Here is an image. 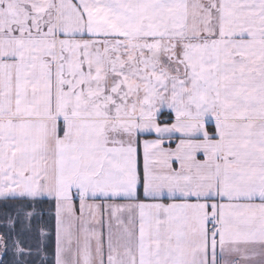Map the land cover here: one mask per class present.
I'll list each match as a JSON object with an SVG mask.
<instances>
[{"label":"snow or ice","instance_id":"snow-or-ice-1","mask_svg":"<svg viewBox=\"0 0 264 264\" xmlns=\"http://www.w3.org/2000/svg\"><path fill=\"white\" fill-rule=\"evenodd\" d=\"M0 264H264V0H0Z\"/></svg>","mask_w":264,"mask_h":264}]
</instances>
